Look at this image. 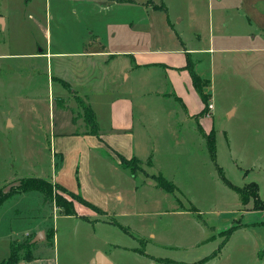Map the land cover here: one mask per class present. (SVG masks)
<instances>
[{
  "label": "crops",
  "instance_id": "crops-1",
  "mask_svg": "<svg viewBox=\"0 0 264 264\" xmlns=\"http://www.w3.org/2000/svg\"><path fill=\"white\" fill-rule=\"evenodd\" d=\"M10 1L28 10L27 18L43 32L45 48L29 55L43 59V67L52 80L65 81L71 93L81 97L92 110L96 123V132L82 130L70 111L61 107L62 113H66L49 126V167L43 176L67 191L80 194L100 208L102 214L113 216L119 209L117 206L127 204V194L131 197L128 202L136 201V194L141 191L169 196L170 192L158 188L150 175L160 173L173 183V178L169 180L168 166L160 162L161 157L166 161L169 154H183L184 148L172 144L206 143L204 135L214 132V127L212 118L203 117L202 112L208 100L214 101L216 107V86L225 90V94L236 91L243 97L239 106L232 103L227 106L228 116H234L239 107L240 115L248 114L251 106V101L245 98L248 92L264 89V45H252L255 39L252 29L264 17V5L216 9L208 0L209 6L191 5L186 11L172 13L162 0ZM40 4L45 12L54 10L44 23L36 12ZM159 12H163L162 19L156 16ZM0 19V28L7 29L9 17L0 13ZM184 27L192 30V37H185ZM259 30L258 37L264 40V29ZM52 38L59 44L54 51L50 47ZM66 42L73 47L66 50ZM228 42L235 45H223ZM190 69L208 82L206 102L195 88ZM7 124L12 127L14 122L7 118ZM192 150L186 148V154ZM229 156L238 169H243L231 147ZM121 158L151 163L144 164L146 169L132 173L123 166ZM244 171L246 174L247 169ZM99 172L113 175L109 179L114 178V182L109 188L97 179ZM12 178L16 175L1 181ZM126 180L127 184H123ZM117 185L130 190L118 189ZM170 194L180 203L175 192ZM138 201L140 205L141 198ZM75 210L77 215L64 216L91 223L89 215L79 206L75 205ZM82 215L88 220L79 217ZM4 221L0 217V225L7 222ZM12 230L7 229L1 235L10 237ZM30 231L26 227L22 233ZM8 241L5 246L0 245V262L9 256L13 241ZM41 242L46 240L33 244L30 260L20 256L15 264H59L54 241L51 246H43ZM98 253L109 260L95 247L87 263L98 264L95 262Z\"/></svg>",
  "mask_w": 264,
  "mask_h": 264
},
{
  "label": "rangeland",
  "instance_id": "rangeland-1",
  "mask_svg": "<svg viewBox=\"0 0 264 264\" xmlns=\"http://www.w3.org/2000/svg\"><path fill=\"white\" fill-rule=\"evenodd\" d=\"M162 1L170 6L172 13L186 11L191 5L209 6L208 0ZM211 2L216 9L264 5V0ZM20 7L17 2L0 0V13L10 19L7 29L0 28V54H5L0 57V181L13 175L16 178L44 177L49 167V126L66 113H62L61 107L70 111L82 130H91L86 103L60 81L52 80L51 74H47L43 67V59L29 55L45 48V40L41 28L27 18L28 10ZM36 12L43 23L50 19V13L54 14L53 8L45 12L41 4L36 6ZM162 14L156 13L157 18L162 19ZM225 14L227 16L229 12ZM183 29L185 37L193 36L188 27ZM259 29H264V17L259 18L252 29L255 35L252 45L255 47L264 45V40L258 37ZM58 45L52 38L51 49L54 51ZM64 47L68 50L73 44L66 42ZM216 87V107L212 110L216 163L233 185L251 192V186L246 185L255 181L258 195L264 200V89L248 92L245 97L251 101L248 114L240 115L239 107L234 116H228L225 112L227 106L230 103L239 106L243 97L236 91L232 95L229 91L225 94V90ZM7 118L14 122L12 127L8 126ZM171 146L184 148L185 153L169 154L166 161L162 156L160 162L168 166L169 180L173 178L177 186L175 194L180 203L170 193L164 196L141 191L136 194V201L128 202L131 197L127 194V204L121 203L117 212L110 216L93 212L74 200V206L89 215L91 223H88L60 215L54 199L44 202L38 192L22 193L10 198L0 209V217L7 221L0 225V245L5 246L8 240L18 244L43 231L45 238L40 241L46 240L47 243L41 244L51 246L54 241L59 264H88V257L95 247L107 255L111 264H264V210H253L251 198L247 201L225 184L209 157L206 143L184 141ZM230 147L237 157V164L243 169L231 162ZM186 148L194 150L186 154ZM144 164L146 162L132 166L135 171H142L146 169ZM97 174V179L106 188L114 182V178L109 179L113 176H109V172ZM16 178L1 181L0 189L7 191L17 185ZM127 181L122 183L127 184ZM116 187L130 190L123 185ZM53 192L65 195L58 189ZM179 206L183 208L176 209ZM231 225L236 229L221 247L223 237L220 233ZM26 227L31 231L22 233ZM50 227L54 231L52 241L47 236ZM10 228L13 229L10 237L1 235ZM212 253H216L215 256L211 257ZM205 256L209 257L202 260Z\"/></svg>",
  "mask_w": 264,
  "mask_h": 264
},
{
  "label": "trees",
  "instance_id": "trees-1",
  "mask_svg": "<svg viewBox=\"0 0 264 264\" xmlns=\"http://www.w3.org/2000/svg\"><path fill=\"white\" fill-rule=\"evenodd\" d=\"M190 72H191V76H192V80L195 85V88L197 89L203 101L206 102L207 99L209 98L208 91L205 90V87L207 86V83H208L207 80L202 79L198 75L194 74L192 69H190ZM60 82L62 83L63 86H65V88L69 89V85L65 81L60 80ZM84 106H85V109H86V112L89 118V120L87 121L90 122V125H91L90 131L96 132L97 129H96V123L94 121L93 112L87 105H84ZM204 136H205L210 158L214 162L217 168V171L221 179L225 182V184H227L233 190L237 191L242 197L243 196L246 197V200L251 198L253 202V206H252L253 210H262V209L264 210V200H262L258 195L257 184L253 181L247 183L246 186H249V185L251 186V192L246 191L244 187H238V186L231 184L223 176L221 168L215 162L216 157H215L214 132L210 131ZM139 162H140L139 160L134 159V158L130 160H125L121 158V163L123 164V166L130 168L132 173L135 172V169L132 165L139 163ZM150 163H151L150 160L146 162V164H150ZM150 177L155 181V184L158 188H161L170 193H174L177 190V187L171 181H168L167 179H165L160 173L152 174L150 175ZM15 182H17V185L12 186L7 191L0 189V205L15 195L34 191L42 195L44 202L54 199L55 206L59 209L60 215H77V212L75 210V206L73 203L74 200L91 208L95 212L102 213V210L100 208H98L97 206L85 200L80 194L67 191L64 188H62L60 185L51 182L47 178L39 177V176H23V177L16 178ZM54 189L61 190L65 195L55 194L53 192ZM192 210H195V209L192 208ZM79 217L83 218L84 220H88V218L84 215L79 216ZM120 227L123 228L121 225ZM235 229L236 227L234 225H231L230 227H228L227 229H225L224 231L220 233V235L223 237V240L220 243L221 247L225 244V242L227 241V239L229 238V236L232 234V232ZM47 236L49 237L50 240L54 236V231L52 227L48 228ZM33 244L34 243H31V238H26L18 244L12 243L10 245L9 256L6 259L2 260L0 264H15L19 260L20 256H22L24 259L30 260L32 258ZM217 249H220V246ZM215 254L212 253L210 256L213 257L215 256ZM207 257L209 256H205L202 260L207 259Z\"/></svg>",
  "mask_w": 264,
  "mask_h": 264
},
{
  "label": "water",
  "instance_id": "water-1",
  "mask_svg": "<svg viewBox=\"0 0 264 264\" xmlns=\"http://www.w3.org/2000/svg\"><path fill=\"white\" fill-rule=\"evenodd\" d=\"M44 238H45L44 232L40 231L31 239V243H35V242L42 240ZM95 262L98 264H109L110 263L109 260L101 253H98L96 255Z\"/></svg>",
  "mask_w": 264,
  "mask_h": 264
},
{
  "label": "built area",
  "instance_id": "built-area-1",
  "mask_svg": "<svg viewBox=\"0 0 264 264\" xmlns=\"http://www.w3.org/2000/svg\"><path fill=\"white\" fill-rule=\"evenodd\" d=\"M213 109H214L213 102L208 100L204 105L202 116L205 118H209V119L212 118V110Z\"/></svg>",
  "mask_w": 264,
  "mask_h": 264
}]
</instances>
